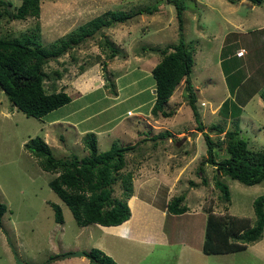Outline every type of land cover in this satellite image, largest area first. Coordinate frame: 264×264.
I'll use <instances>...</instances> for the list:
<instances>
[{"label":"rangeland","instance_id":"rangeland-1","mask_svg":"<svg viewBox=\"0 0 264 264\" xmlns=\"http://www.w3.org/2000/svg\"><path fill=\"white\" fill-rule=\"evenodd\" d=\"M8 1L13 7L20 4V0ZM262 1L260 5L257 4L260 1L256 2L252 10L250 0L234 3L183 0L186 5L182 13L184 39L193 50L194 59L189 77L195 87L204 132L213 140L217 160L226 156L225 143L218 145L224 132L219 134L213 126H222L224 130L238 128L239 136L247 141L250 149L264 148V101L259 96L264 84V55L259 56L264 51V36L259 35L264 20ZM40 7L38 18H0V36L18 37L32 32L38 24L40 43L49 46L107 10L134 15L114 23L111 28H101L93 37L46 64L45 71L50 75L44 82L46 90L64 88L73 98L69 103L38 119L18 110L0 90V202L7 206L0 226V264H16V259L25 264H40L49 257L54 258L48 264H89L87 256H60L92 248L103 250L118 264H264V230L262 237L247 244L244 250L226 254L202 251L206 212L248 217L253 224V201L264 195V180L245 185L230 176L217 174L215 166L206 162L204 133L186 102L184 79L168 100L167 109L174 112L171 117L154 116L150 112L154 101L151 69L161 59L159 48L178 42L175 6L167 0H43ZM145 8H151V14L138 12ZM105 38L117 49V56L106 60L112 61L107 65L108 72L99 67V74L107 87L121 91L123 101L105 117L96 113L87 123L92 126L106 123L110 127L118 122L112 129L117 133L113 142L132 147L124 155L121 173L131 176L133 193L137 196L166 210L169 200L185 195L183 204L188 208L185 213H169L163 229L159 219L150 215L152 227L147 223L143 228L146 238L150 234L159 238L162 230L168 244L156 240L138 241L139 245L128 238H115L97 224L78 226L69 207L49 186V181L58 173L43 170L39 159L25 147L29 140L39 136L57 158L71 155L81 158L89 153L86 136L78 135L76 139L73 128L65 130L58 122H71L103 106L102 100L95 99L99 92L75 98L70 85L86 68L95 69V60L106 59L109 49L102 44ZM98 45L103 49L95 52ZM240 47L247 49L244 57L245 51L240 49L244 53L242 58L236 57ZM227 68L232 72L228 73ZM55 69L62 76L51 83ZM236 83L238 87L232 91L230 87ZM127 110L132 114L127 115ZM66 113L73 117L64 116ZM164 131H170L171 135H160ZM107 139V136L96 138L98 152L109 150L111 144ZM216 178L228 186L230 201L221 197L214 184ZM122 192V184L116 183L112 196L121 198ZM135 201L131 200L135 211L131 222L138 218ZM52 203L60 206L62 223L55 222ZM139 214L142 217L145 211L141 208ZM130 221L123 230L119 229L127 233Z\"/></svg>","mask_w":264,"mask_h":264},{"label":"trees","instance_id":"trees-1","mask_svg":"<svg viewBox=\"0 0 264 264\" xmlns=\"http://www.w3.org/2000/svg\"><path fill=\"white\" fill-rule=\"evenodd\" d=\"M42 1L20 0V4L13 7L10 1L0 0V18L4 17L9 20L38 18ZM229 1L234 3L239 0ZM167 2L172 3L176 9L179 23L178 42L159 48L161 59L151 69L155 91L150 112L154 116L171 117L174 112L167 109L168 100L177 85L184 79L186 102L193 111L199 130L204 133L208 154L206 162L215 166L217 174L230 176L245 185L260 183L264 180V148L250 149L247 141L239 136L238 122L235 127L237 129L224 130L219 125L212 127L219 134L224 132V138L218 142V145L225 143L226 156L220 160L215 158V145L211 137L204 132L196 106L195 88L189 77L194 59L193 50L187 47L183 33L182 13L186 9V5L183 0H167ZM150 9L145 8L138 12L145 11L151 14ZM133 15L134 13L121 10H107L102 15L59 37L49 46H43L40 43V26L38 24L32 29V32L24 33L18 37L0 36V90L18 110L26 116L38 119L69 103L72 98L63 89L59 91L56 88L50 91L46 90L44 82L50 76L45 71L46 64L50 60L58 59L68 53L85 39L93 37L101 28L111 27L116 22L129 20ZM102 44H105L109 49L106 59L117 56V49L107 38ZM101 64L105 71L106 61H102ZM80 70H83V66H80ZM52 74L54 80L51 83L59 80L62 76L61 71L57 69ZM113 84L112 82L110 86L113 87ZM231 87L230 89L234 91L235 85ZM259 96L264 101V84H262ZM160 135L170 136L171 133L164 131ZM88 136L90 139H87ZM84 140L89 153L81 158L75 155L57 158L47 143L39 136L29 140L25 147L39 159L43 170L58 173L49 181V186L69 207L78 226L119 225L129 219L131 214L127 200L133 195V184L131 176L122 174L121 170L125 166L124 155L132 147L118 146L112 143L109 150L98 152L96 139L92 133L86 135ZM118 182L123 186L121 198L112 196L113 186ZM214 184L221 192L223 200L230 201L228 186L218 178ZM184 199L185 195L180 194L169 200L166 205L167 212L175 215L185 213L188 208L183 204ZM52 207L55 212V222L62 223L60 206L52 203ZM6 211L7 206L0 202V226L2 216ZM253 211L255 215L253 224L248 217L229 213L216 214L213 211L206 212L202 251L205 254H226L244 250L247 248V244L259 240L264 230V195H259L254 199ZM103 228L112 229L111 227ZM85 256L88 257L89 264H118L98 248H92L85 252ZM53 258L49 257L40 264H48Z\"/></svg>","mask_w":264,"mask_h":264},{"label":"crops","instance_id":"crops-1","mask_svg":"<svg viewBox=\"0 0 264 264\" xmlns=\"http://www.w3.org/2000/svg\"><path fill=\"white\" fill-rule=\"evenodd\" d=\"M250 1L253 4L252 10L255 7L254 5L256 4V2L260 1L257 3L258 5H260L263 2L262 0H257V1L250 0ZM259 29H261V31H259V35L264 36V31H262L264 29V20H263V24L259 27ZM256 33H258V32H256ZM92 47L93 46H90L88 48H92ZM262 47H264V45ZM96 48H97V51H95V52H99V50H100L99 48H101V47L98 45ZM102 49L103 48H101V50ZM238 49L239 50L244 49L245 54L243 53L244 55L242 57H244L247 54V49H245L243 47H240ZM97 54H99V53H96V55ZM262 55H264V51L261 52V54H259L260 57ZM228 57H230V55H228ZM236 57L242 58L241 56H236ZM109 59L110 58H107V59L104 58L103 60H101V59L95 60V62H94L95 69L90 71L89 68H86L88 70L85 69L81 74L79 73L80 75L78 74L79 76H76L70 85L72 87V90L74 91V95L76 96L75 98H79L80 96H83L86 94L99 92L100 93L99 96H97V98H95V99L102 100L103 106L99 107V110L97 112L95 111V112L89 113L87 116H83L81 118H75L71 122L60 121V122H58V124L59 123L62 124V127L65 128V130L68 127L70 129L73 128L74 132L76 133L75 138L78 135H81L80 136L81 138L85 137L86 135L90 134V132H91L95 136V139L97 138V140L99 137L107 136L108 142L112 145V143H114L113 142L114 137H116V134H117V133L115 134L116 130L113 131L112 129L117 125L118 122L115 123L114 125L110 126V127H106L105 126L106 123H101L100 125H97V126H92V124L90 125L89 123H87V120L91 119L94 115H96V113H98L101 118L105 117L106 114L108 113V111H110L113 107H115L117 103H120L121 101H123L122 93H120L121 91H119V89L117 87H116V89H111V88L107 87L105 85L102 74H99L98 69H99V67L102 68V64H100V63H102V61H106V60L108 61ZM107 61H106V63H107ZM223 62H221V63L223 64ZM111 63H112V61L106 64V72H108L107 71L108 70L107 65L110 66ZM227 72L231 73L232 71L229 68H227ZM224 75H226V72H224ZM116 80H117V78H115V82H116ZM105 86H106V88H105ZM65 87H67V86H65ZM237 87H238V83L235 84V89ZM152 88H153V93H154L155 90H154L153 84H152ZM119 94H120V96H119ZM71 98H72V96H71ZM128 111L129 110H127L126 112H128ZM64 116L73 117V115L70 116V114H67V113ZM133 199H136V201H137V202L135 201V203L138 205V207L136 208V213H137L138 218H136L135 220H133L131 222L130 220L134 216V212H135L133 205L131 204V200H133ZM127 204L129 206L130 212H131L129 219H127L123 223L116 225V226H101V225L97 224V227L100 228L101 230H103L104 232L113 235L115 238H128V239L134 240L139 245H140L139 242H142V241L154 242L156 240L159 241V243H161V244H168L169 243L165 232H163L162 230H160L159 238L153 237V234L152 235L150 234L149 237L146 238L142 232L143 228H145L147 226L146 225L147 223L151 226V224H150V217L151 216L150 215H152L154 218L159 219L160 228L163 229L165 218L169 214V212H167L164 208L161 209V208H158V206H154L150 202L146 201V199L144 200V199L140 198V196H137V194H135V193H133V195L127 200ZM141 208H142V210L145 211V215L142 214L143 215L142 217L139 214V211H141ZM129 221H130V223L127 225L129 231L127 233L122 232L120 229H117V228H120V226H123L122 227V230H123V228L125 227L124 224L129 222ZM103 227H111L112 229H104Z\"/></svg>","mask_w":264,"mask_h":264},{"label":"water","instance_id":"water-1","mask_svg":"<svg viewBox=\"0 0 264 264\" xmlns=\"http://www.w3.org/2000/svg\"><path fill=\"white\" fill-rule=\"evenodd\" d=\"M72 256H85V252L84 251L70 252V253L64 254L63 256H60V258H66V257H72ZM16 264H25V263H23L19 259H16Z\"/></svg>","mask_w":264,"mask_h":264},{"label":"built area","instance_id":"built-area-1","mask_svg":"<svg viewBox=\"0 0 264 264\" xmlns=\"http://www.w3.org/2000/svg\"><path fill=\"white\" fill-rule=\"evenodd\" d=\"M236 55H237V56H241V55H243V51H242V50H239V51L236 53ZM131 114H132L131 111H128V112H127V115H131Z\"/></svg>","mask_w":264,"mask_h":264}]
</instances>
